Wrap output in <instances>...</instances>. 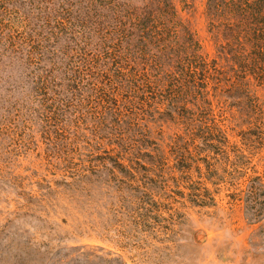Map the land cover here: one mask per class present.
Instances as JSON below:
<instances>
[{"label": "rangeland", "instance_id": "rangeland-1", "mask_svg": "<svg viewBox=\"0 0 264 264\" xmlns=\"http://www.w3.org/2000/svg\"><path fill=\"white\" fill-rule=\"evenodd\" d=\"M256 1L0 0V264H264V48L252 49L264 0L258 20L245 7ZM124 25L139 63L216 60L223 81L206 80L204 108L225 141L193 137L191 97L171 118L156 97L120 125L100 119L73 71H102L96 47ZM227 44L241 67L220 57ZM128 63L146 89L143 64Z\"/></svg>", "mask_w": 264, "mask_h": 264}, {"label": "trees", "instance_id": "trees-1", "mask_svg": "<svg viewBox=\"0 0 264 264\" xmlns=\"http://www.w3.org/2000/svg\"><path fill=\"white\" fill-rule=\"evenodd\" d=\"M261 1L259 2V0H257L254 4L245 5V7L250 6L254 9L248 13L246 17L247 20L249 18L255 19V16H257L258 20L260 12H257L256 9H259V7L263 4ZM237 8L238 10L240 9L239 6ZM244 11H246V9H244ZM147 14V12L142 13V19H140V21H145ZM125 28L126 26L124 25L123 29L118 31V37L114 40L117 42L114 45L105 44L104 42L102 46H99L101 49L96 47L98 52L96 53L95 61H99V64H102H98L96 68L100 66L102 71L94 70L93 66L95 63H92V61L88 63L85 62L87 64H84V66H82L83 68L80 67L78 68V71H73V73H75L73 80L75 85L79 87V83H77L76 79L83 75V79L79 82L82 83L85 79L86 84L82 86V89L95 92V96L97 97L96 103L99 104L100 109L96 105V111L91 113L98 114L99 109L98 116L100 119L105 120L110 117L112 121H114L117 125H120L124 122L123 118L126 117L125 112L128 111L133 114L137 109L146 110L145 107L143 108L144 104H147L146 102L153 101L156 97H159L161 102L162 100L167 102V111L160 113V117L164 118L170 117L176 112L178 113L179 109L184 111L186 109L185 102H188L184 101V99L191 97V100L195 102L196 105L193 104L195 110L192 114L194 115L188 116L190 120L188 124H196L195 126H198L197 130L193 129V137L204 132H209L206 135L207 138H205L206 144H209L214 140L218 143L225 141L226 137L224 131L218 127L217 123L212 121L208 124L209 122L206 121L208 114H206V110L204 108L206 106L205 104H210L208 99L205 98V94H207V92H205V88L207 86L206 80L213 81L214 90H216L219 83L223 81L220 76L221 71L217 69L216 60L214 59L211 63H207L201 56L195 55L194 53H177L174 55L175 53L169 52L163 58V63L161 64H157L161 61L160 57L157 59L154 58V62L149 66L144 61H140L139 63L136 58H132L135 53V44L131 43L132 35L129 32L126 33ZM136 37L138 38L137 42H139V40L141 42L143 39V36L140 34H136ZM109 40H113V38ZM124 41L127 47L122 52L120 45L124 43ZM227 45V50L224 47L221 48L220 57L222 59L225 58L226 61H231L234 64L239 62L238 66L241 67V61L243 59L241 54L243 52L238 54L239 49L230 47V44ZM107 48H113V51H109ZM263 48V44L252 45V49L255 53L262 52L261 49ZM109 61H111L113 68L103 70V68H107V63ZM128 62L136 65L143 64L141 67L143 71L141 78L146 80H144L145 83H147L145 84L146 89H144L143 84L141 91L138 80H134L133 78L135 74L132 75V72L136 69L135 65L132 66L131 70L129 69L128 71H124V69H127L129 64ZM93 83H99V85H94ZM87 85L92 86L88 88ZM121 88L126 89V95H131L133 93L132 97L134 98L132 101H122L121 103H118L119 101H117L115 95ZM199 96H201L200 98L203 100V105H199L197 103V100L200 99ZM134 99H136V101H134ZM180 101H183L184 104L178 105L177 103ZM93 102L95 103V100H93ZM213 132L217 133L213 134Z\"/></svg>", "mask_w": 264, "mask_h": 264}]
</instances>
